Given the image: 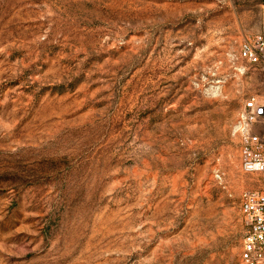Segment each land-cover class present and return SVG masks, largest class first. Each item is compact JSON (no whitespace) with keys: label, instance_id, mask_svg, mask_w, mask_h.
<instances>
[{"label":"rangeland","instance_id":"1","mask_svg":"<svg viewBox=\"0 0 264 264\" xmlns=\"http://www.w3.org/2000/svg\"><path fill=\"white\" fill-rule=\"evenodd\" d=\"M260 1L0 0V264H242Z\"/></svg>","mask_w":264,"mask_h":264},{"label":"built area","instance_id":"2","mask_svg":"<svg viewBox=\"0 0 264 264\" xmlns=\"http://www.w3.org/2000/svg\"><path fill=\"white\" fill-rule=\"evenodd\" d=\"M259 12L257 32L241 41L238 53L251 64L264 65V0L259 3ZM242 120L245 130L239 146L240 169L264 175V100L249 96L243 105ZM240 212L243 225L240 261L264 264V190L242 191Z\"/></svg>","mask_w":264,"mask_h":264}]
</instances>
